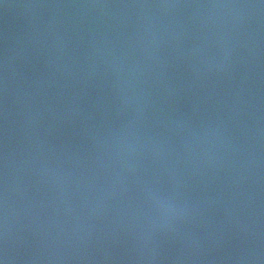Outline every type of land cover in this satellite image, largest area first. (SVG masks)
<instances>
[{
    "label": "water",
    "instance_id": "1",
    "mask_svg": "<svg viewBox=\"0 0 264 264\" xmlns=\"http://www.w3.org/2000/svg\"><path fill=\"white\" fill-rule=\"evenodd\" d=\"M0 264H264V0H0Z\"/></svg>",
    "mask_w": 264,
    "mask_h": 264
}]
</instances>
